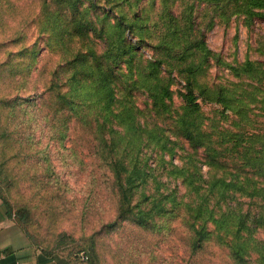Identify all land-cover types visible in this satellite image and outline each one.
Masks as SVG:
<instances>
[{
	"label": "rangeland",
	"instance_id": "374dc122",
	"mask_svg": "<svg viewBox=\"0 0 264 264\" xmlns=\"http://www.w3.org/2000/svg\"><path fill=\"white\" fill-rule=\"evenodd\" d=\"M93 2L90 7V0H81L73 15L53 0H0V202L32 244L76 259L85 253L88 264H239L232 259L229 248L215 239V234L200 249H191L193 221L182 204L190 202L192 194L182 178H174L170 172L174 167L191 171L195 164L204 179L235 174L256 183L263 184L264 180L248 169L204 165L202 151L192 150L175 132L168 117L155 114L142 90L129 92L116 82V111L128 106L134 109L141 125L164 128L171 142L167 148L173 150L161 152L159 146L146 143L144 134L142 141H134L127 149L124 146L128 137L117 143L118 157L129 161L128 152L137 154L150 174L148 182L135 192L131 206L148 209V203H139L140 194L152 196L156 186L161 193L174 191L182 203L175 209L167 204L164 214L154 216L143 226L137 225L132 215L118 217L119 195L93 130L86 123L93 112L82 104L83 90L73 99L79 117L60 97L73 73L72 59L86 55L85 65L91 66L94 62L88 53L99 56L104 50L102 42L92 34L78 38L71 22L73 17L81 18L99 32L110 29L121 16L124 24L135 25L131 40H137L136 28L140 27L143 37L150 38H145V43L152 47L156 34L150 26L157 19L160 3ZM198 2L195 1L196 6ZM184 6L178 2L177 13ZM208 12L203 5L196 7L195 23L204 30L205 44L219 61H211L198 82L208 88L228 87L238 81L224 64L240 65L246 60L264 64L259 51L264 48V21L255 20L247 26L240 16L225 25L214 18V25L205 29L211 18ZM151 47L142 46L143 58L154 54ZM172 76V108L178 109L182 104L178 92L184 84L176 74ZM83 80L87 86L91 84L89 76ZM71 97L67 96V100ZM198 102L210 119L207 124L230 128L232 116L227 113L231 118L219 120V105ZM83 111L87 113L85 120L81 119ZM252 115L264 132V113L254 110ZM114 127L123 136L121 128ZM261 206L257 199L236 195L215 208L264 217ZM208 229L213 230L210 225ZM253 239L256 247L241 264H264V222L255 229Z\"/></svg>",
	"mask_w": 264,
	"mask_h": 264
},
{
	"label": "trees",
	"instance_id": "16d2710c",
	"mask_svg": "<svg viewBox=\"0 0 264 264\" xmlns=\"http://www.w3.org/2000/svg\"><path fill=\"white\" fill-rule=\"evenodd\" d=\"M80 1L53 0L73 15L78 12ZM135 1L137 4L141 0ZM195 1L159 0L157 19L150 26L156 34V44L152 47L145 43V38H150L143 37L140 27L136 28L138 38L133 42L131 38L135 36V25L124 24L121 16L110 29L99 32L90 22H83L81 18L73 17L71 22L78 38H88L92 34L102 42L104 50L99 56L91 51L88 53V58L94 62L91 66L85 65L86 55H77L72 59L73 73L66 81V92L60 97L79 117L73 99L83 90L80 94L82 104L93 112L86 123L93 130L102 151L101 157L108 163L119 195L121 208L118 217L132 215L140 226L154 216L164 214L167 204L175 209L182 203L174 191L161 193L159 186H156L152 196L140 194L139 203H148V209H141L139 205L131 206L135 192L148 182L150 174L137 154L128 152L129 161L118 157L115 150L117 143L128 137L124 146L127 149L134 145V141H142L144 134L146 143L159 146L161 152L171 153L173 150L167 148L171 142L165 136L164 128L154 125L148 129L141 125L134 109L128 106L116 111V82L123 84L129 92L142 90L155 114L168 117L170 125L189 147L202 151L204 165L230 167L232 170L248 169L253 176L264 180V132L256 125L255 116L252 115L254 110L264 113V64L248 60L240 65L224 64L237 83L215 88L200 85L198 80L210 62L217 63L219 60L207 48L204 30L196 25L194 16L195 8L203 5L211 15L205 29L214 25V18L227 25L233 17L240 16L249 26L255 20L264 21V0H198L197 6ZM178 2L185 4L180 13L175 9ZM93 5V0H90V7ZM126 33L130 36L127 37ZM143 45L154 50L148 59L143 58L141 53ZM259 51L264 56V48ZM86 69L88 72H85ZM172 74H176L184 84L182 91L178 92L182 103L178 109L172 108V86L175 83ZM87 76L91 81L88 86L83 82ZM67 96H72L69 101ZM199 100L219 105L222 108L219 120L231 118L230 114V128L207 124L210 119L201 111ZM86 117L87 113L83 111L81 119L85 120ZM114 126L121 128L123 136ZM136 153H139V149ZM170 174L174 178L181 177L192 194L191 201L182 204L193 221L191 249H200L215 234V239L229 248L232 259L239 264L244 263L249 251L256 247L253 233L262 225L264 217H251L248 212L216 210L215 205L231 201L238 195L259 200L264 209V182L261 184L251 178L240 179L235 174H230L229 178L204 179L195 164L191 171L174 167ZM209 225L212 231L208 229Z\"/></svg>",
	"mask_w": 264,
	"mask_h": 264
},
{
	"label": "crops",
	"instance_id": "0c3cea01",
	"mask_svg": "<svg viewBox=\"0 0 264 264\" xmlns=\"http://www.w3.org/2000/svg\"><path fill=\"white\" fill-rule=\"evenodd\" d=\"M0 264H79V259L32 244L0 202Z\"/></svg>",
	"mask_w": 264,
	"mask_h": 264
},
{
	"label": "built area",
	"instance_id": "2783aa9c",
	"mask_svg": "<svg viewBox=\"0 0 264 264\" xmlns=\"http://www.w3.org/2000/svg\"><path fill=\"white\" fill-rule=\"evenodd\" d=\"M89 257L85 253L80 254L79 264H88Z\"/></svg>",
	"mask_w": 264,
	"mask_h": 264
}]
</instances>
